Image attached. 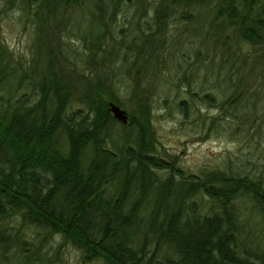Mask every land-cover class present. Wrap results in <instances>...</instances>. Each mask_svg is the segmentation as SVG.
Listing matches in <instances>:
<instances>
[{"label":"trees","instance_id":"1","mask_svg":"<svg viewBox=\"0 0 264 264\" xmlns=\"http://www.w3.org/2000/svg\"><path fill=\"white\" fill-rule=\"evenodd\" d=\"M122 1L21 0L30 57H15L0 35V264H69V248L81 264H264L263 177L244 161L181 166L157 135L154 88L141 85L163 56L176 7L208 5L214 52L199 81L176 70L190 96L178 107L191 119L198 97L219 110L203 119L209 132L238 140L259 131L264 0H156L154 23L129 42L111 31Z\"/></svg>","mask_w":264,"mask_h":264},{"label":"rangeland","instance_id":"2","mask_svg":"<svg viewBox=\"0 0 264 264\" xmlns=\"http://www.w3.org/2000/svg\"><path fill=\"white\" fill-rule=\"evenodd\" d=\"M6 1L0 0V35L14 51L15 57H30L33 30L31 25L25 23V15L19 4L21 0H15L11 7ZM155 4L156 0H123L121 10L115 13L111 26L113 35L119 39L126 38L125 41L129 42L134 34L139 36L141 31L145 32L144 22L149 20L150 24L154 23L152 8ZM213 16L214 12L208 5L197 8L176 7L168 17L163 56L153 72L149 75L145 73L147 80H143L141 85H152L154 88L151 108L157 135L165 150L177 155L181 166L188 171L198 172L202 167H218L225 162L231 166H240L244 161L248 172L264 179V98L261 99L262 105L257 108L258 118H262L257 126L259 131L251 129L249 135H246L243 130L238 140L221 134V131L209 132L206 129L203 119L209 121L219 111L209 103L201 105L198 97L195 98L201 108L192 113L191 119H184L178 107L181 98L190 96L179 89L174 74L179 69L185 71L191 80L204 78L206 67L203 60L214 52V42L209 31ZM73 43L80 46V42ZM183 58L189 59L191 65ZM129 77L126 68L121 67L117 71L116 90L121 98L130 92ZM216 95L221 100V92L217 91ZM117 126L120 129L121 126ZM204 206L207 207L208 203H204ZM249 225H257L256 219L250 220ZM260 225L264 226V221L257 226ZM257 233L261 232L258 230ZM65 255L69 264H81L74 248H69Z\"/></svg>","mask_w":264,"mask_h":264},{"label":"water","instance_id":"3","mask_svg":"<svg viewBox=\"0 0 264 264\" xmlns=\"http://www.w3.org/2000/svg\"><path fill=\"white\" fill-rule=\"evenodd\" d=\"M109 110L113 113L114 117L123 123H127L129 120V115L127 111L122 108L119 104L109 101Z\"/></svg>","mask_w":264,"mask_h":264}]
</instances>
